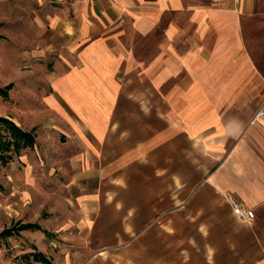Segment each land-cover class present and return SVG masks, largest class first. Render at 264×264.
Segmentation results:
<instances>
[{
  "label": "crops",
  "instance_id": "1",
  "mask_svg": "<svg viewBox=\"0 0 264 264\" xmlns=\"http://www.w3.org/2000/svg\"><path fill=\"white\" fill-rule=\"evenodd\" d=\"M30 1L41 206L86 229L74 263L264 264L258 0Z\"/></svg>",
  "mask_w": 264,
  "mask_h": 264
},
{
  "label": "rangeland",
  "instance_id": "2",
  "mask_svg": "<svg viewBox=\"0 0 264 264\" xmlns=\"http://www.w3.org/2000/svg\"><path fill=\"white\" fill-rule=\"evenodd\" d=\"M32 6L30 0H0V119L29 134L34 143L15 148L8 126L0 123V234L10 228L13 232L0 238V264H41L35 261L38 253L50 264H78L83 258L74 263V256L84 241L73 234L86 229L41 206V189L46 185L40 169L42 141L54 136L53 145L57 138L55 130L47 133L44 129L51 122L42 103L50 83L45 79L47 65L27 57L33 50L26 44L36 36ZM257 9L256 17L247 24L246 39L264 73V0H258ZM32 223L42 230H21Z\"/></svg>",
  "mask_w": 264,
  "mask_h": 264
},
{
  "label": "trees",
  "instance_id": "3",
  "mask_svg": "<svg viewBox=\"0 0 264 264\" xmlns=\"http://www.w3.org/2000/svg\"><path fill=\"white\" fill-rule=\"evenodd\" d=\"M7 89L9 90L10 86ZM5 95H7V92H5ZM0 123L6 125V127L8 126L7 129H8V131H10V135L12 137L13 144H14L15 148H20L21 144H23L24 146H31L34 144L33 140L31 139V136L29 134L21 132L19 130V128H17L15 125H13L8 120L0 119ZM8 144H10V143L8 142ZM35 228L42 230V228L37 224H25L21 227V230L25 231V230L35 229ZM12 233L13 232H12L11 228L6 229L0 234V238H8L12 235ZM35 261L42 263V264H50L49 261L45 258V256L43 254H40V253H38L35 256Z\"/></svg>",
  "mask_w": 264,
  "mask_h": 264
},
{
  "label": "built area",
  "instance_id": "4",
  "mask_svg": "<svg viewBox=\"0 0 264 264\" xmlns=\"http://www.w3.org/2000/svg\"><path fill=\"white\" fill-rule=\"evenodd\" d=\"M258 120L264 121V106L259 110L254 120L251 122V125H255ZM232 210L238 220L242 222H252L255 220V212L253 210L248 209L242 203L235 201L233 199L230 200Z\"/></svg>",
  "mask_w": 264,
  "mask_h": 264
}]
</instances>
